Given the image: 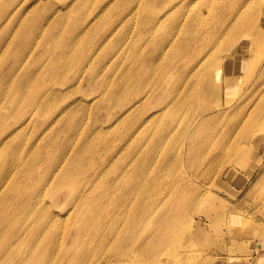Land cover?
Wrapping results in <instances>:
<instances>
[{
  "label": "rangeland",
  "instance_id": "1",
  "mask_svg": "<svg viewBox=\"0 0 264 264\" xmlns=\"http://www.w3.org/2000/svg\"><path fill=\"white\" fill-rule=\"evenodd\" d=\"M4 2L0 264H71L88 206L123 262L264 264V0Z\"/></svg>",
  "mask_w": 264,
  "mask_h": 264
},
{
  "label": "bare ground",
  "instance_id": "2",
  "mask_svg": "<svg viewBox=\"0 0 264 264\" xmlns=\"http://www.w3.org/2000/svg\"><path fill=\"white\" fill-rule=\"evenodd\" d=\"M4 1H6V0H2V3L0 4V12L4 11V8L6 7V3ZM31 37H30L29 41H33V35ZM77 38H78V35H77L76 39ZM6 42H7V23H4L3 26H2V29H0V46L1 45L2 46L5 45ZM87 57H89V56H87ZM154 62H155V60H154ZM154 62L152 61L151 64H153ZM65 69H66V71H68V66H66ZM205 71H206V67L204 69V73H205ZM33 77H35V76L31 75V76L28 77V79H31L32 81H34ZM214 78H215V80H217V74L214 76ZM26 80H27V77H26ZM1 81L2 82L7 81V75L3 76ZM120 86H121V84H120ZM40 87H41V89H39L40 90L39 94H40L41 97H44L41 92L43 90L47 91L50 88L47 89L46 87H44V85H41V84H40ZM205 87H206V89L208 88L206 86V84H205ZM217 87H219V83L214 81L210 88L212 89V91H214L215 88H217ZM32 96H34V94H32ZM28 99L29 98H27L26 100H28ZM70 106L71 105H68L64 109H67ZM40 109H42V108H40ZM205 111H206L205 115L211 114V112H212L210 109H207ZM156 119L157 118L154 117L153 119H151V121H154ZM6 121H7V117H5V119H4V122H6ZM77 122H78V124L81 123L80 120H77L75 122V125L65 124L64 128L65 129L68 128L69 130L75 132V128H76ZM123 124H124L123 129L127 130L126 127H125V124H127V122L124 121ZM128 124H129V126H132V132L136 133L140 129V128L137 129V125L140 126L141 125V121L137 122V120H135V121H132L131 123H128ZM145 125H146V123L143 126H145ZM97 130H98L97 128H92V129L89 130V133L92 134V135H95L97 133ZM59 132H61V130H59ZM90 134H89V136H90ZM87 137L88 136L85 135V136H82L81 138H83V141H85L87 139ZM2 140L3 141H0V145L1 144L2 145H7V143L9 142L7 137L5 139H2ZM4 176H5V174H4ZM58 179H61V177H59ZM43 182L45 183V181H43ZM83 201L85 202V200H83ZM29 203H30V198H28L27 196L26 197L17 198L16 201H15V204L13 203L11 205V209L12 208L13 209L11 211H9L8 215L11 216V217L15 216L16 214H18V210L20 209L19 207L21 205H24V204L28 205ZM87 208L89 209L87 211L88 212L87 214H83L84 210H81L83 212L81 214H83V215H81L80 212H79V215H77L78 219H75L73 221L71 237L73 238V244L75 245V247H74L73 254H72L71 264H80V258L81 257H83V258L89 257V255L91 254V249L89 247L90 237L91 238L92 237H94V238H99L100 237V240H99L100 241V245H99V247L97 249H95V251L96 252H102V253H105L106 255H109L108 258L103 260V263H105V264H113L114 262H116L117 264L122 263L126 258H128V256L126 255V253L125 254L121 253V254H118L117 256H111V254L113 253V248H111V246L114 243H122L124 241L129 240L130 236H126L124 239H122L120 237V235L118 234V232H117V228H115V229L112 228V229L108 230L110 233L107 232L106 235L103 234L102 233V229H100L97 224H96L95 227L93 226V225H95L96 222L100 223V221H103L102 218H101V214H100V212H103V211L102 210L99 211L98 209H95L93 211L94 208H92L91 206H88ZM0 212H2L1 208H0ZM116 217H117L116 213L115 214H110V213L106 212V214H105L103 219H104L105 223H114V222H116ZM92 222L93 223L95 222V223L93 224ZM158 222H159L160 225L163 224L165 222V218H163V217L158 215ZM4 223L7 225V217L5 218ZM138 223H140V219L137 216H135L132 219L131 223H129L125 228L128 231L131 228L136 227L138 225ZM81 226H82V228H81ZM40 232H43V229H41ZM46 233H48V232H44V235ZM81 233H86V237H85L84 234L81 237ZM5 234L7 235V232ZM102 238H104L105 241ZM155 248H157L158 253H156V254L155 253H151L152 245L150 244V246H149V248H148V250L146 252L147 254L145 255V257L148 258V259L149 258L151 259L152 255H150V254H154L153 256H156V255L160 254L159 252H160V250H162L163 245L157 244L155 246ZM143 259L147 260L145 258H143ZM5 261L7 262V258L6 257H5ZM136 261L137 260H135L134 258H130V259H128L127 261H125L123 263H125V264H134Z\"/></svg>",
  "mask_w": 264,
  "mask_h": 264
}]
</instances>
